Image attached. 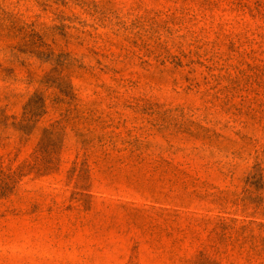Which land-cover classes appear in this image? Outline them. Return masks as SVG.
Listing matches in <instances>:
<instances>
[{
	"label": "rangeland",
	"instance_id": "374dc122",
	"mask_svg": "<svg viewBox=\"0 0 264 264\" xmlns=\"http://www.w3.org/2000/svg\"><path fill=\"white\" fill-rule=\"evenodd\" d=\"M0 264H264V0H0Z\"/></svg>",
	"mask_w": 264,
	"mask_h": 264
},
{
	"label": "trees",
	"instance_id": "16d2710c",
	"mask_svg": "<svg viewBox=\"0 0 264 264\" xmlns=\"http://www.w3.org/2000/svg\"><path fill=\"white\" fill-rule=\"evenodd\" d=\"M33 112L34 111H31V109H28V112H27L28 116L33 117L34 116Z\"/></svg>",
	"mask_w": 264,
	"mask_h": 264
}]
</instances>
